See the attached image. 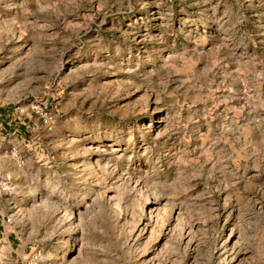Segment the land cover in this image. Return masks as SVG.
Listing matches in <instances>:
<instances>
[{"label": "rangeland", "instance_id": "rangeland-1", "mask_svg": "<svg viewBox=\"0 0 264 264\" xmlns=\"http://www.w3.org/2000/svg\"><path fill=\"white\" fill-rule=\"evenodd\" d=\"M0 94V264H264V0H0Z\"/></svg>", "mask_w": 264, "mask_h": 264}, {"label": "crops", "instance_id": "crops-1", "mask_svg": "<svg viewBox=\"0 0 264 264\" xmlns=\"http://www.w3.org/2000/svg\"><path fill=\"white\" fill-rule=\"evenodd\" d=\"M11 111V102L5 100L0 94V145H3L7 139L12 137L17 142H20V139L24 142L23 136L37 127V119L32 115L16 117Z\"/></svg>", "mask_w": 264, "mask_h": 264}, {"label": "built area", "instance_id": "built-area-1", "mask_svg": "<svg viewBox=\"0 0 264 264\" xmlns=\"http://www.w3.org/2000/svg\"><path fill=\"white\" fill-rule=\"evenodd\" d=\"M36 113H37V111H35ZM43 118V123L45 124V125H49L50 124V122H51V119L48 117V118H45L44 116L42 117Z\"/></svg>", "mask_w": 264, "mask_h": 264}]
</instances>
